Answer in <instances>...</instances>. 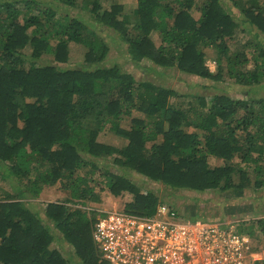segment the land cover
Instances as JSON below:
<instances>
[{"label": "trees", "instance_id": "16d2710c", "mask_svg": "<svg viewBox=\"0 0 264 264\" xmlns=\"http://www.w3.org/2000/svg\"><path fill=\"white\" fill-rule=\"evenodd\" d=\"M122 11V4L103 7L101 0L0 1V182L7 185H0V264H110L93 239L104 213L96 217L82 206L94 194L87 165L104 175L110 194H130L126 212L151 215L165 204L184 219H205L198 198L176 209L92 158L116 153L115 166L146 180L171 191L217 190L225 201L264 187V97L227 94L231 83L245 93L262 87L261 1L137 0L130 13L135 23ZM97 26L123 42L128 61L147 60L225 83L222 93L194 94L197 104L183 105L170 100L178 99L173 89L138 80L117 64L104 66L109 46ZM237 29L250 38L232 50ZM71 42L84 48L83 64L61 66ZM207 47L216 53L214 71L205 64ZM133 110L144 116L131 117L123 127ZM103 127L126 143L116 149L99 141ZM209 156L221 164L210 166ZM55 184L67 192L64 201L37 200L44 186ZM250 221L238 230L252 237L255 228L264 239V217Z\"/></svg>", "mask_w": 264, "mask_h": 264}, {"label": "rangeland", "instance_id": "374dc122", "mask_svg": "<svg viewBox=\"0 0 264 264\" xmlns=\"http://www.w3.org/2000/svg\"><path fill=\"white\" fill-rule=\"evenodd\" d=\"M6 1V0H0ZM41 1H49V0H41ZM264 5V0H260ZM118 3L123 5L122 15L126 16V13H131L137 4V0H101V4L103 7L109 6L111 3ZM228 3H224L225 9H228ZM231 12L235 16L233 7H230ZM76 12L75 9H72L71 12ZM79 11V10H78ZM237 11V10H236ZM87 16V15H84ZM128 22L135 23L136 17L134 14H130L127 19ZM101 29V30H100ZM97 30H100L102 36L105 38L109 51L107 56L103 61L104 66H112L114 64L119 65L123 70L131 73L135 76L136 79L141 81H148L153 84L162 85L168 89L175 90L179 95L178 99L170 97V100H174L175 102H180L183 105H187L189 101H192L193 104H197L192 98L191 95L200 94V95H208L218 92L222 93L220 89L223 88L225 83H215L211 80H206L200 78L198 76H194L185 72H182L174 67L170 68H162L152 64L151 62L144 60L141 64H134L131 61H128V56L125 54V47L122 41L118 38L114 40L107 38L109 35L108 29L97 26ZM238 30V29H237ZM264 37V34H261ZM248 38H250L249 34L240 32V29L236 33L235 40L230 42V46L232 50L241 49L243 45L246 44ZM154 39L156 42H159V38L154 34ZM206 53V66L210 69V71H214L216 68L215 56L216 53L212 48H204ZM84 48L80 44L69 43V60L67 63H60L61 66L65 67H73L76 65L83 64L84 60ZM48 59L52 60V56L48 55ZM252 63H249V66ZM231 90H228V95L231 97L238 98H260L264 97V81L262 87H251L249 93H245V90L241 88L237 84L231 83ZM219 87V90L214 87ZM133 116H144L143 113L138 110H133L130 116L125 117L122 120L121 125L126 127L129 124L130 118ZM189 132H197L199 136L203 137V134L200 130H197L193 127H189L187 129ZM97 139L101 142L107 143L116 149H120L122 145L126 143V140L115 135L111 132L108 127H103L99 131ZM107 155L98 158H92L95 161V164L101 167H106L110 171H114V173H123L129 176L134 182L138 185H142L143 190L151 189L155 191L160 197H163L167 204H172L176 209H180L183 203L191 202L194 198H198L200 201L199 207L204 209L205 219L212 220H224V221H234L235 227L238 229L249 228L251 226V219H256L260 217H264V187L255 191L252 189H246L244 195L241 198H234L225 201V193L219 191H205V192H194V191H186V190H174L171 191L169 188L160 185L159 183L152 182L150 180H146L142 176L130 172L129 170H124L123 167H117L113 164L112 158L115 156ZM209 165L216 166L221 164L220 159H216L212 156L208 157ZM85 171L88 172V184L94 186L93 196L91 200L85 201L82 205L86 210H94L96 212V217L100 216L102 213H105L112 209H120L124 210V204L131 198L130 194L122 193L119 196H113L110 194L105 188V177L101 175L100 172H97L92 168L91 165H87L85 167ZM82 170L80 171V173ZM4 188H7L5 182H0ZM59 184H55L53 186H44L42 190V195L40 197V201L48 202V201H64L68 195L67 192H62L58 189ZM233 214H227L232 212ZM228 210V211H227ZM248 213L255 214L258 216H249ZM100 214V215H99ZM255 232L252 235L253 241L258 246L261 252L262 259L264 258V239H262L261 235H259L258 230L253 229ZM68 248L67 251L73 254V249L71 247ZM73 259L78 260L76 256L73 254Z\"/></svg>", "mask_w": 264, "mask_h": 264}, {"label": "built area", "instance_id": "2783aa9c", "mask_svg": "<svg viewBox=\"0 0 264 264\" xmlns=\"http://www.w3.org/2000/svg\"><path fill=\"white\" fill-rule=\"evenodd\" d=\"M234 221L184 219L165 204L151 215L112 209L97 218L93 239L110 264H255L252 237Z\"/></svg>", "mask_w": 264, "mask_h": 264}, {"label": "crops", "instance_id": "0c3cea01", "mask_svg": "<svg viewBox=\"0 0 264 264\" xmlns=\"http://www.w3.org/2000/svg\"><path fill=\"white\" fill-rule=\"evenodd\" d=\"M37 200H40V198H38Z\"/></svg>", "mask_w": 264, "mask_h": 264}]
</instances>
